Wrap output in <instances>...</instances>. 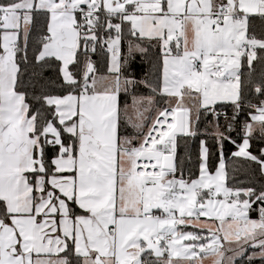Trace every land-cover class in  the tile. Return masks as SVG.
Here are the masks:
<instances>
[{
	"label": "crops",
	"instance_id": "obj_1",
	"mask_svg": "<svg viewBox=\"0 0 264 264\" xmlns=\"http://www.w3.org/2000/svg\"><path fill=\"white\" fill-rule=\"evenodd\" d=\"M69 1L70 8L79 4L112 14H120L130 22L131 28L140 36L159 39L162 52L165 46L170 44L166 41L174 36L172 27L176 24L178 26L177 17L182 16L183 21L178 28L184 27V29L179 36L178 50L185 47L187 53L192 48L185 45L196 33L190 36L192 26L198 24L201 30L198 34H202L208 29L210 23L215 30H219L223 24V20L219 24L206 19L200 20L197 14L215 12L222 3L227 2V0H41L33 7L32 12L38 9L47 10L51 17L48 29L49 39L43 46L40 57L53 56L59 59L62 73L68 81L74 80L69 66L75 60L76 50L63 48L60 41L64 38L63 29L77 27L79 21L75 12H72L75 17L67 15ZM235 2V9L239 11L240 0ZM262 3L264 4V1ZM247 10L252 12L250 14H264V10L259 11L261 9L256 0L251 1ZM26 16L28 15H24ZM31 16L32 14L25 18L24 22L23 15L13 14L8 18L7 28L11 30V33H8L3 41L0 40V48L3 50L0 54V82H2V67L7 68L14 59V52L10 45L17 44L18 39L23 38L24 29L29 31ZM0 20L4 21L3 18ZM238 23L242 26L236 27L235 33L243 42L242 31L246 30L247 24L246 22ZM164 38L165 41H163ZM114 39L119 41V37L115 36L108 42ZM232 39L235 38L232 37ZM5 52H10L11 58L7 66L2 61ZM189 54H193V51ZM59 55L69 57L66 70L63 69L64 61ZM240 58L237 60H241ZM109 69L113 74L96 78V83H99L102 89L50 99V102L55 104L58 119L64 124L67 132L78 136V149L75 150L73 144L68 145L67 149L71 147L73 152L72 158H69L68 152V154L62 152L54 159V172L48 176L42 173L44 167L41 159L36 171H28L30 175L24 171L30 185L29 193H25V189L20 186L25 183V176L21 177V182L16 187L3 189L2 195L10 199L8 202L10 218L9 221L0 220V264H29L26 262H35L36 259H42L41 261L46 264H66L65 258L60 253L67 247L68 241L73 243L76 253L82 256L86 264H106L110 260L113 261L112 264L116 262L142 264L144 243L149 238V229L156 225L157 220L155 217L144 216V212L150 211L149 209L128 213L131 204L129 197L134 191H139L144 207V204L155 202L160 191L153 189V182L135 177L134 159L131 165L121 164L120 152L133 144L121 142L118 134L119 95L117 98L114 89L120 63L118 69L113 70L110 66ZM16 72L17 67L11 74L10 80L6 81L11 87L8 89L5 102L1 92V131L10 124L19 125V119L16 113L14 116V110L16 105L18 106L24 99L15 90ZM234 76L237 77V72ZM231 83L237 84V82ZM226 91L230 92L231 89L227 87ZM5 104L6 115L3 114ZM107 107L111 108L106 117L110 119V123L104 126L103 121L100 122V114L107 110ZM155 117H152L150 126ZM75 120L77 129L69 131L66 127L73 124ZM56 131L59 133L57 128ZM82 132L91 133L99 142V146L89 145L92 153L90 158H85L79 152V136ZM0 141V153L4 163L8 160L21 161L20 156L12 154L18 147L7 150L2 135H0ZM60 142L61 138L58 142L56 141V143ZM23 150H27V146ZM15 167L19 172L24 170L20 166ZM141 187H144V192L141 191ZM72 200L84 213L71 215L69 202ZM238 210H241L240 206ZM155 213L157 212L154 211ZM154 241L159 243L156 239ZM161 247L163 248L162 245ZM165 250L167 253L166 247Z\"/></svg>",
	"mask_w": 264,
	"mask_h": 264
},
{
	"label": "trees",
	"instance_id": "obj_2",
	"mask_svg": "<svg viewBox=\"0 0 264 264\" xmlns=\"http://www.w3.org/2000/svg\"><path fill=\"white\" fill-rule=\"evenodd\" d=\"M19 1L21 0H0V7ZM99 13L100 21L93 27L82 23L80 19L77 24L80 30L79 42L75 60L69 66L74 76L73 81L65 79L59 59L53 56L40 57L42 48L48 41L44 35L48 34L49 11L34 10L26 39L19 38L17 41V51L14 53L17 64L15 90L22 95L27 105V115L34 120L33 134L40 141L38 153L44 167V176L54 172V159L61 154L63 145L73 144L75 150L78 149V136L67 132L64 124L58 119L55 104L50 102V99L70 94L78 95L86 89L90 90L86 84L94 74L97 77L113 74L109 69V39L117 36L120 42V69L117 72L120 79L119 137H132L140 133L130 122V117L125 114V107L136 99L154 98V110L145 119L144 134L153 115L155 114V117L172 105L168 96L162 92L164 60L161 41L133 33L130 22L120 14L105 10H99ZM116 23L120 24L118 29L114 27ZM246 24L248 35L264 41V14L246 15ZM2 53L0 48V54ZM89 62L95 65L94 74L88 81L83 82ZM237 84L238 101H218L213 106L201 107L192 119L193 131L177 134L174 171L169 174L171 178H180L186 183L198 177L201 172V149L204 143L209 172L214 173L224 160L226 185L238 193L240 200H247L248 216L259 218L264 215V170L261 164L264 159V129L247 135L245 128L256 108L264 102V45L259 47L254 56L245 55L241 58ZM50 123L59 130L60 143L49 141L50 135L45 134V128ZM1 133L0 91V135ZM245 137L249 139L250 156L236 153ZM138 144L137 140L133 141V145ZM69 208L71 215L84 213L74 200L69 202ZM153 210L160 212L159 208ZM9 218L10 212L6 203L0 198V220L9 221ZM191 228L189 226L187 229ZM256 249L253 246L248 247L235 259L234 264H264V257L254 255ZM60 255L65 258L66 264H86L82 256L76 253L71 241L67 242V247ZM142 264L165 263L162 258H155L151 252L143 250Z\"/></svg>",
	"mask_w": 264,
	"mask_h": 264
},
{
	"label": "rangeland",
	"instance_id": "obj_3",
	"mask_svg": "<svg viewBox=\"0 0 264 264\" xmlns=\"http://www.w3.org/2000/svg\"><path fill=\"white\" fill-rule=\"evenodd\" d=\"M40 1L41 0H21L16 4L0 7V13L4 16V21L0 20V40L2 39L1 41H3L8 33H11V30L7 28L8 18L10 16L13 14L17 16L23 15V17L24 15L30 16L33 7L38 5ZM251 1L252 0H240L239 11L232 9L230 13L226 14L223 17V24L219 30H215L213 24L210 23V26L205 32L198 34V31H201L199 29L200 26L198 24L192 26L190 28V36H192L194 32L196 33H194L193 38H191L185 46L189 45L190 48H192L189 53L193 51V54L185 52V47L179 51L178 44L175 42L178 38L180 39L179 36L184 27L182 29L178 28L177 24L172 27L174 36L166 41L170 44L166 45L163 49L164 65L162 92L168 96V101L172 104L171 106L179 107L178 123L174 132H192V119L196 117V113L201 107L213 106L218 101H238L239 87L236 83L233 84L230 81L231 77L235 75V72L227 71L224 73L223 67L218 60L221 59L222 62H228L240 58V55L237 53V48L230 42L231 38L234 37L237 39L238 45L243 44L235 33L236 27L242 26L241 23H238L235 14L241 13L246 17L247 14L252 13L247 10ZM263 1L264 0H256L261 9L259 11L264 10ZM70 3L69 1V5L67 6L69 13H67V15L74 16L72 12L74 13L76 7L80 5L77 4L73 8H70ZM28 16L23 18V22ZM58 31H60V29ZM27 34L28 31L24 29L22 36L23 40L26 39ZM163 41H165V38ZM172 43L174 45H172ZM257 45L263 46L264 41L258 40ZM118 47L119 41L117 39L110 42V48ZM169 47L174 49L175 52L173 54L167 53ZM58 48L60 49V47ZM59 57L64 61L63 69L66 70L69 57L67 58L62 55H59ZM193 59H195V61ZM119 63L120 58H110L111 69H118ZM193 66L197 67L196 71H192ZM16 67L17 64L14 59L7 68L2 67V82H0V87L4 102L8 96V89L11 87L6 81L10 80V76ZM96 78L97 75L94 74L90 81H88L86 87H89L90 90L86 89V92L102 89L100 88L101 85L96 83ZM115 83L114 90L118 98L120 89V79L118 77H116ZM227 87L231 89L230 92L226 91ZM178 94L181 95L180 99H177ZM116 101L118 100L116 99ZM5 106L6 104L3 105L4 115H6ZM153 106L154 98L147 97L136 99L132 104L125 107V114L130 117V122L137 127L140 133L132 137L121 136V142L125 144H133L135 140H137L138 143L142 142L144 130L146 129L144 122L146 117L153 112ZM109 109L111 108L107 107V110L100 114V122L103 121L102 123L104 126H108L110 123V119L106 118ZM15 113L16 117L19 119V125L15 127L22 142L19 143L15 139H11L16 148L18 147L17 151L12 154L20 156L21 161L8 160L4 163L2 154L0 153V198L4 199L8 211H10V204L8 203L10 199L2 195L3 189L11 186L16 187L18 183L21 182V177L25 176V186L24 184L19 185L25 189V193H29L30 185L26 174L30 175L28 171H36L41 162L38 153L40 141L39 138L33 134L34 120L27 115V105L23 100L18 106L16 105L14 116ZM76 126L75 120L73 124H69V127L66 128L69 131H75L77 129ZM262 129H264V102L258 106L256 111L251 115V120L247 123L245 131L248 135ZM45 134L50 135L49 141L58 142L60 139L59 133L52 123L45 128ZM248 143L249 139L245 137L236 153L243 156H250ZM23 145L27 146V150H23ZM63 146L68 147L67 145ZM63 146L61 153L68 152L69 158H72L73 152L71 147H69L67 152H64ZM201 151L202 163L199 176L188 181L177 196L170 198L159 208L160 212L155 213L157 223L149 229V238H147L146 241L152 240V238L153 240H157L156 234L158 232L172 235V239L168 243L158 240L163 246V249H165V247L167 248V253L162 258L165 264H234L235 259L241 256L246 249L251 246L257 248L254 252L255 256L264 257V215L258 219L250 218L248 216L249 204L247 200H240L239 195L238 198L232 197L230 201L225 199L226 194L230 196H235V194L233 193V189L226 185L224 160L220 162L218 169L214 173H210L207 167V149L204 143L202 144ZM120 157L121 164L123 165H131L133 162V157L128 155L125 149L120 152ZM173 164L174 161L172 157H166L164 159V165L167 169L173 168ZM261 164L264 170V159L261 160ZM15 166H20L24 170L19 172ZM24 171L26 174H24ZM163 176L160 183L152 184L153 189L160 191L158 199L167 190L166 182L171 178L167 173ZM197 186H202L204 191L200 194H196L194 190ZM141 191H145L144 187H141ZM129 200L131 204L128 213L132 214L136 213L138 210L142 211L147 209L153 211V202L144 204L143 207L139 191H134L129 197ZM238 206L241 207V210H238ZM183 226H185L186 229L183 228ZM189 226L192 228L187 229ZM213 247H215L216 250L211 252L206 251L208 248ZM30 258L32 260V256ZM39 260L36 259L35 262L27 261L26 263L39 264ZM112 263V260L106 262V264ZM40 264L46 263L41 261Z\"/></svg>",
	"mask_w": 264,
	"mask_h": 264
},
{
	"label": "built area",
	"instance_id": "obj_4",
	"mask_svg": "<svg viewBox=\"0 0 264 264\" xmlns=\"http://www.w3.org/2000/svg\"><path fill=\"white\" fill-rule=\"evenodd\" d=\"M232 10L231 5L228 2H224L220 5L218 11L210 12V13H199L197 17L200 20L208 19L214 23L219 24L223 17L230 13ZM75 14L79 17L82 22H89L93 20L96 23L100 21V13L99 9L94 7H86V6H77L75 9ZM235 17L238 22L246 21V17L241 13L235 14ZM3 18V15L0 14V19ZM183 21L182 16L177 17L178 26ZM116 29L120 27L119 23L114 25ZM133 33H136L135 30L132 29ZM45 39H49V35H44ZM242 45H238L237 39H232L231 44H233L237 48V53L240 57L245 55L254 56L259 49V45H257L258 39L253 35H248L247 30L245 31ZM177 44H180V39L178 38L175 41ZM174 42V43H175ZM172 45H174L172 43ZM12 51L15 53L17 51V44L13 43L10 45ZM175 51L172 47H169L168 53L173 54ZM110 55L112 57L121 58V52L119 48H111ZM193 71L197 70V67L194 66L192 68ZM231 82H237V77H231ZM181 95L178 94L177 99H180ZM178 110L177 106H170L163 109L159 114L156 115L153 123L151 124L148 132L146 133L144 139L138 145H133L125 148V151L128 155L132 156L134 159V175L136 178H143L149 182L160 183L162 181V177L165 173H171L174 171L173 168H166L164 165V159L166 157H172L173 160L175 158L176 153V139L177 133L174 132L175 127L178 123ZM195 193L200 194L204 191L202 186H197L195 188ZM235 196H230L229 194L225 195V199L230 201L232 197L238 198V193L233 190ZM145 217H155L153 211H145ZM156 238L159 241L168 243L172 239V235L169 233L158 232L156 234ZM115 264H118L117 262Z\"/></svg>",
	"mask_w": 264,
	"mask_h": 264
},
{
	"label": "water",
	"instance_id": "obj_5",
	"mask_svg": "<svg viewBox=\"0 0 264 264\" xmlns=\"http://www.w3.org/2000/svg\"><path fill=\"white\" fill-rule=\"evenodd\" d=\"M227 2L231 5L232 9L236 8L235 0H227ZM88 26L93 27L95 22L93 20L86 23ZM246 30L242 31V34L245 33ZM64 38L60 41V45L63 48L69 50H76L79 42V34L80 30L78 27H66L63 29ZM241 38V37H240ZM3 64L5 66L11 62L10 52H5L2 57ZM223 67L224 73L227 71L238 72L241 67V60H234L232 62H222L221 59L218 60ZM95 70V65L92 62H89L86 71L83 76V82L89 80V78L93 75ZM3 137V141L7 146V150H13L15 148V144L12 143L11 139H15L17 142L21 143V137L17 132V129L13 125H8L1 133ZM99 146L98 140L90 133L82 132L79 136V152L85 158H90L92 153L89 150V145ZM23 149L26 148V145H23ZM64 152H67L68 149L66 146H63ZM262 154L264 155V147L262 149ZM186 181L180 178L172 177L166 182L167 190L160 196L158 200L153 202V209L161 208V206L167 202L170 198L175 197L179 194V192L185 187ZM216 250L215 247L208 248L206 251L211 252ZM145 251H149L155 258H163L166 254V250L161 247V245L154 240H147Z\"/></svg>",
	"mask_w": 264,
	"mask_h": 264
}]
</instances>
